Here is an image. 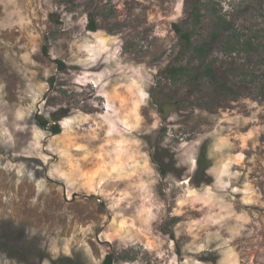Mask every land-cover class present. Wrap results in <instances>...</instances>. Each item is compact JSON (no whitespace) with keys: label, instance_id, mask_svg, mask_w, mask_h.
<instances>
[{"label":"rangeland","instance_id":"obj_1","mask_svg":"<svg viewBox=\"0 0 264 264\" xmlns=\"http://www.w3.org/2000/svg\"><path fill=\"white\" fill-rule=\"evenodd\" d=\"M108 255L264 264V0H0V264Z\"/></svg>","mask_w":264,"mask_h":264},{"label":"trees","instance_id":"obj_2","mask_svg":"<svg viewBox=\"0 0 264 264\" xmlns=\"http://www.w3.org/2000/svg\"><path fill=\"white\" fill-rule=\"evenodd\" d=\"M94 23H95V21L93 19H91L90 28H91V31H93V32L96 31V26ZM174 28H175L176 33L179 34L183 39H185V41H187V42L190 41V36L187 33H184L181 29H179V27L177 25H175ZM44 52H46V47H44ZM64 68H65L64 64L62 62H60V69H64ZM170 71L173 73H176V72L180 71V69L173 68ZM208 71L213 73V71L211 69H209ZM53 81H54V79L52 78L51 82H53ZM66 116L67 115H61L60 119H58V118L57 119L61 120ZM36 118H37V124L41 129H46V130L48 129L52 133H54L55 135L61 133V125L59 123H55L53 125H50V122L44 116H41V115H37ZM56 120H54V121L57 122L58 120L57 121ZM161 170L163 171V173L166 172V170L162 166H161ZM102 264H114L113 256L108 255Z\"/></svg>","mask_w":264,"mask_h":264}]
</instances>
